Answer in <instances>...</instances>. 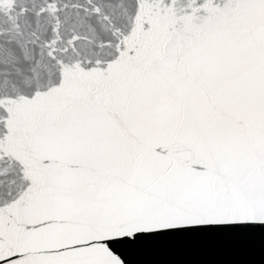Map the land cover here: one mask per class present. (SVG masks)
I'll return each mask as SVG.
<instances>
[{
  "label": "snow or ice",
  "instance_id": "obj_1",
  "mask_svg": "<svg viewBox=\"0 0 264 264\" xmlns=\"http://www.w3.org/2000/svg\"><path fill=\"white\" fill-rule=\"evenodd\" d=\"M239 223H264V0H0V262Z\"/></svg>",
  "mask_w": 264,
  "mask_h": 264
},
{
  "label": "water",
  "instance_id": "obj_2",
  "mask_svg": "<svg viewBox=\"0 0 264 264\" xmlns=\"http://www.w3.org/2000/svg\"><path fill=\"white\" fill-rule=\"evenodd\" d=\"M106 243L124 264H264V223L188 226Z\"/></svg>",
  "mask_w": 264,
  "mask_h": 264
}]
</instances>
